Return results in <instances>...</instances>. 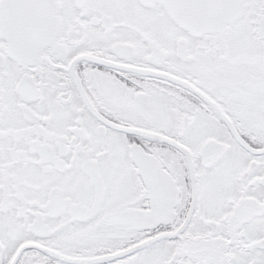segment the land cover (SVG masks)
<instances>
[{
  "label": "snow or ice",
  "instance_id": "snow-or-ice-1",
  "mask_svg": "<svg viewBox=\"0 0 264 264\" xmlns=\"http://www.w3.org/2000/svg\"><path fill=\"white\" fill-rule=\"evenodd\" d=\"M0 264H264V0H0Z\"/></svg>",
  "mask_w": 264,
  "mask_h": 264
}]
</instances>
